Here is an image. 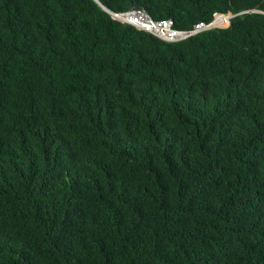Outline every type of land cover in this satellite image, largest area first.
Wrapping results in <instances>:
<instances>
[{
  "label": "trees",
  "instance_id": "16d2710c",
  "mask_svg": "<svg viewBox=\"0 0 264 264\" xmlns=\"http://www.w3.org/2000/svg\"><path fill=\"white\" fill-rule=\"evenodd\" d=\"M0 264H264V0H0Z\"/></svg>",
  "mask_w": 264,
  "mask_h": 264
},
{
  "label": "built area",
  "instance_id": "2783aa9c",
  "mask_svg": "<svg viewBox=\"0 0 264 264\" xmlns=\"http://www.w3.org/2000/svg\"><path fill=\"white\" fill-rule=\"evenodd\" d=\"M109 14L116 21L131 25L138 30L146 31L167 42L184 41L209 30L228 28L234 16L232 14H215L214 19L210 23L201 22L191 30H179L175 28L172 20L157 21L143 9L134 8L119 13L109 11Z\"/></svg>",
  "mask_w": 264,
  "mask_h": 264
},
{
  "label": "water",
  "instance_id": "95a60500",
  "mask_svg": "<svg viewBox=\"0 0 264 264\" xmlns=\"http://www.w3.org/2000/svg\"><path fill=\"white\" fill-rule=\"evenodd\" d=\"M101 5V4H100ZM106 11H109L108 9L105 8Z\"/></svg>",
  "mask_w": 264,
  "mask_h": 264
},
{
  "label": "rangeland",
  "instance_id": "374dc122",
  "mask_svg": "<svg viewBox=\"0 0 264 264\" xmlns=\"http://www.w3.org/2000/svg\"><path fill=\"white\" fill-rule=\"evenodd\" d=\"M234 17V16H233Z\"/></svg>",
  "mask_w": 264,
  "mask_h": 264
}]
</instances>
